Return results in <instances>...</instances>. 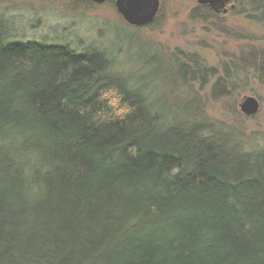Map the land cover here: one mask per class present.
Wrapping results in <instances>:
<instances>
[{
	"label": "trees",
	"instance_id": "obj_1",
	"mask_svg": "<svg viewBox=\"0 0 264 264\" xmlns=\"http://www.w3.org/2000/svg\"><path fill=\"white\" fill-rule=\"evenodd\" d=\"M231 3L264 30V0ZM119 68L0 25V264H264V148L160 99L170 72ZM223 68L214 97L264 85V51Z\"/></svg>",
	"mask_w": 264,
	"mask_h": 264
},
{
	"label": "rangeland",
	"instance_id": "obj_2",
	"mask_svg": "<svg viewBox=\"0 0 264 264\" xmlns=\"http://www.w3.org/2000/svg\"><path fill=\"white\" fill-rule=\"evenodd\" d=\"M78 1L5 0L0 2V25L15 42L69 45L80 52L107 50L120 71L127 74L142 69L144 73L170 72V80L162 82L167 85L165 93L159 89L160 99L167 97L187 112L200 110L203 118L218 129L233 128L244 144L264 148V85L249 81V92L236 104L212 95L216 81L224 78L225 64L247 57L250 51H264L263 40L239 39L237 34L259 39L264 35L263 27L233 13L231 2L226 12L213 11L223 15L215 22L217 29L215 23L193 17L195 9H200L199 14L206 9L199 0H161L154 26L143 28L128 25L113 0L102 5L93 0L81 1L91 3L90 8H78ZM192 60L200 63L203 74L195 75L199 69ZM245 96L259 100L256 116L247 117L241 112L239 105Z\"/></svg>",
	"mask_w": 264,
	"mask_h": 264
},
{
	"label": "water",
	"instance_id": "obj_3",
	"mask_svg": "<svg viewBox=\"0 0 264 264\" xmlns=\"http://www.w3.org/2000/svg\"><path fill=\"white\" fill-rule=\"evenodd\" d=\"M5 0H0L3 2ZM102 5L109 0H93ZM231 0H199L198 3L209 7L214 12H226ZM115 7L124 21L136 28L151 26L155 23L161 9V0H116ZM240 110L247 117L256 116L260 110V102L256 97L245 96L240 102Z\"/></svg>",
	"mask_w": 264,
	"mask_h": 264
},
{
	"label": "flooded vegetation",
	"instance_id": "obj_4",
	"mask_svg": "<svg viewBox=\"0 0 264 264\" xmlns=\"http://www.w3.org/2000/svg\"><path fill=\"white\" fill-rule=\"evenodd\" d=\"M206 8H209V7H206ZM210 9V8H209ZM211 10V9H210ZM213 11V10H212Z\"/></svg>",
	"mask_w": 264,
	"mask_h": 264
}]
</instances>
